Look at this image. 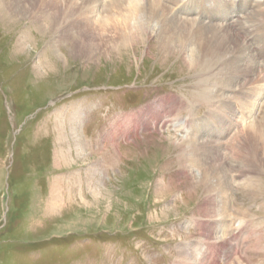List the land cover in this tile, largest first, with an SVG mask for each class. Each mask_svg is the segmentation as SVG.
<instances>
[{
  "label": "rangeland",
  "instance_id": "374dc122",
  "mask_svg": "<svg viewBox=\"0 0 264 264\" xmlns=\"http://www.w3.org/2000/svg\"><path fill=\"white\" fill-rule=\"evenodd\" d=\"M157 1L210 25L227 27L238 15L245 22L256 8L264 21V2L260 8L246 0L238 9L234 0L223 18L215 1L212 10L204 2L211 0ZM106 5L87 25L76 10L75 18L43 33L47 20L0 16V264H264V127L253 144L259 156L250 146L249 163L245 155L253 172L243 176L235 158L223 162L229 185L220 199L216 181L211 190L202 182L206 168L184 162L189 135L178 130L185 120L218 114L213 96L191 108L174 104L171 120L144 114L156 105L160 112L166 98L190 103L200 89L190 43L166 50L156 26L141 25V35L133 20L137 41L117 47L110 37L106 45L98 24ZM118 15L110 16L112 25H120ZM237 23L257 69L253 87L230 94L238 112L236 96L264 86V26L249 35ZM262 92L253 113L237 114L221 142L238 130L239 140L249 142L247 127L263 121ZM220 200H227L230 216L240 213L224 241Z\"/></svg>",
  "mask_w": 264,
  "mask_h": 264
},
{
  "label": "bare ground",
  "instance_id": "6f19581e",
  "mask_svg": "<svg viewBox=\"0 0 264 264\" xmlns=\"http://www.w3.org/2000/svg\"><path fill=\"white\" fill-rule=\"evenodd\" d=\"M212 1H215L217 9L216 13L220 14L223 18H227L229 14L228 8L232 6L234 0L204 1L206 2L205 4L207 7L211 8V10L213 8V5H211ZM241 1L242 0L237 3L238 9L247 5L246 0L244 1L245 4L240 3ZM247 1H252L254 4L256 3V5L260 8L261 5H263L262 2H264V0ZM161 2L157 0H0V16L7 18L9 21L20 18V16L25 19L29 18L31 20H35L36 23L42 20L45 22V20H47L48 23L44 25V28L39 25L41 28L40 30L43 33V31L47 32L52 30V25L54 23H58L64 19V21H66L69 17L75 18L78 13L82 15L81 19L84 21V24L87 25L91 23L92 19L95 17V13L97 14V8L103 4H107L106 10L103 12L106 15L98 22L99 27L103 28L101 36L102 41L106 45H110L111 39L113 43L117 44V47L120 45H126L134 40L137 41L140 37H138L139 35L136 32L133 33L134 28L133 26H130L131 21L133 20H138L139 24L135 30H142L141 35L145 34V28L143 29L142 26H145L148 30L153 28V26H156L159 32L160 44L166 50L175 48L178 42L180 43V49L185 50L187 49L188 43H190V48L188 50L191 51L192 55L195 57L192 65H195V67L199 66L200 73H204V77L202 74L199 75L201 80L197 87L200 89L195 90L194 96L192 99H189L191 100L190 103H185L187 100L182 98L164 99L158 108L160 112H156V110H154L157 105L144 110V114L147 116L145 119L158 122L160 121L159 116L164 113H166V118L170 119L176 111H174V104H181V106L186 104V107L188 106V108H191L200 106L202 100L208 97L211 99V96H213L211 100L214 99L217 103L216 107L219 106L220 108L219 112H217L218 114L211 113V119L206 118L198 121H194V119L189 118L190 120H185L184 123H180L178 130L186 129L189 135L187 145H190V147H188L189 149L185 148L183 152V157H185L184 162L189 161V166H196L199 167V169L206 168L202 182H204L206 187L211 190V185H213L216 181L217 184H219V190L222 188L221 194L219 192V196L220 199H223L224 193L227 194V188L229 185L226 181L227 177H225V179L223 177V164L227 159H229V157L233 159L235 158L237 163L235 166L238 167L237 169L243 176L253 172L255 167L251 168L245 161L247 160L248 162V159H251L248 157V153L250 151L249 146L252 147V149H254L257 153V156H259L257 148L254 147L257 138L260 135L257 134L256 129L264 127L263 112L262 117H259L260 120H263L262 122L257 121L256 124L252 123V125L247 127V129L249 128L251 130V134L247 136L249 137L248 143L242 138L244 132H239V130L232 141L223 143L219 140V136L223 137L226 130L235 124L234 119L237 114H244L246 116L244 111H247V114L253 113L255 106L257 105V99H259L260 95H263L262 91L264 89V86L259 84L260 86H255L251 90V93L246 92L245 97H241L240 94H238L235 101L240 104V110L238 112L236 111L233 104L234 101H232L233 99H231L232 97L230 94L236 93V91L238 92V90L241 89L245 91L248 86L253 87V79L257 73V69L256 65H254L255 54H253L246 41L235 33L237 29L233 24L238 22L237 26H241L240 31L244 30L251 35L250 33L254 31V28L258 30L264 26V21L261 20L263 18L260 19V16H255L257 12L256 8V12L254 11V13L248 15L245 22L241 21V18H239L238 15V18L234 17L228 21L227 27L221 25L220 23L210 25L204 22H199L196 19L189 20L187 18L180 17V15H176L173 10L168 7L170 4L166 6ZM183 3L184 0H181V4ZM200 3L202 7L203 3L201 1ZM249 5L252 6L251 3ZM198 6H200L199 3ZM188 7L189 6L186 8ZM76 10L79 12L77 13ZM205 10L207 11V9ZM211 10H208L209 13L212 12ZM208 11L204 14L208 15ZM115 13L121 14L118 15L120 16L119 18L122 19L120 25L116 22V24L112 25L114 20H109L110 16ZM60 35L63 38L65 36L64 31L62 33L60 32ZM27 40H29V37ZM260 53L264 56V51H261ZM200 54L203 55V57ZM242 74H246V78L251 77V80L247 81V83L245 81L246 78H242ZM256 82H261V79H258ZM226 91L229 92V94H226ZM241 99L242 102L240 101ZM227 114L229 116H227ZM139 118H141V116ZM142 118L144 117L142 116ZM212 120L221 124L220 129L217 128L216 124L212 125L210 123ZM139 124L147 125L144 121ZM147 127L149 126L147 125ZM241 134L242 136L239 140ZM219 154L221 155L219 156ZM245 155L247 158L246 160ZM256 161L259 162L257 159ZM253 186L254 185L248 188H254ZM260 193L261 192H259L258 195H260ZM221 202L223 203L222 200H220L219 203ZM222 207H224V213L223 210H221L219 215L217 212V216H219L217 221L222 227V232L224 233L221 237L222 239L220 240L224 241L226 239L224 237H227V235L232 233V231H230L229 234L227 233V231L231 229L229 224L232 220L231 217L233 216V220L237 221L240 217V213L237 211L238 213L235 212L232 216H230V209L228 208L227 200L223 203Z\"/></svg>",
  "mask_w": 264,
  "mask_h": 264
}]
</instances>
